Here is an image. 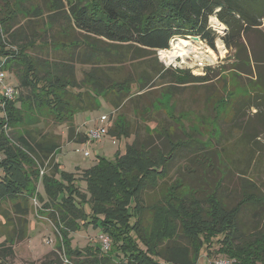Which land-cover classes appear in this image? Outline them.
Masks as SVG:
<instances>
[{
    "label": "trees",
    "instance_id": "trees-1",
    "mask_svg": "<svg viewBox=\"0 0 264 264\" xmlns=\"http://www.w3.org/2000/svg\"><path fill=\"white\" fill-rule=\"evenodd\" d=\"M4 5L7 15L0 13V65L10 66L12 71L18 68V86H12L15 99L5 101V106L0 98V213L4 202L13 201L12 218L1 214L11 222V232L6 240L10 246L0 244V264L13 255L17 241L27 237L31 200L42 204L39 212L48 213L61 238V263L199 264L204 250L209 253L217 239L221 244L218 254L230 264H264V234L257 231L245 235L239 223L243 207L263 205L264 197L244 192L230 208L215 190L208 196H199V191L191 187L186 190L183 183L176 182L160 200L146 205V190L157 188L158 182L168 177L171 163L185 147L179 139H172L169 128L160 126L169 144V150L164 152L153 148L140 130L132 132L124 116L118 117L109 134L116 139L134 135V142L115 161L101 157L83 173L85 193L75 175L63 172L55 160L62 148L61 136L32 128L39 121L32 127L25 125L22 115L25 108L32 114L45 113L47 120L68 126L70 142L80 143H86L87 136L77 131L75 116L100 110L102 101L114 109L130 102L137 115H149L167 97L174 99L178 88L212 79L211 68L205 76L195 77L188 71L167 68L158 57L159 51L170 49L175 38L200 37L215 50L217 36L208 26L212 17L226 26L227 33L221 39L234 52L237 70L254 75L258 90L248 98L256 114L264 113V38L259 35V28L264 26V0H53L50 17H63L70 27L95 40L94 46L88 40L84 42L91 53L76 52L82 47L76 40L53 46L55 51L67 53L66 62L28 56V48L34 43L15 39V12L10 5ZM34 15L44 14L37 8ZM123 61H143L150 70H143L139 77L130 74L117 80V64ZM76 65L89 67L81 72V80ZM168 79L160 97L150 100L149 105L139 104L150 95L156 80ZM171 115L178 124L179 117ZM261 123L264 125V119ZM19 125L17 140H11L5 129L13 130ZM261 141L260 136H254L255 145ZM40 185L45 197L39 193ZM247 187L257 188L251 182ZM146 212L153 213L149 230L144 225ZM164 213L167 217L158 228ZM173 224L183 228L184 237L175 239L170 232ZM90 227L108 238L106 250L99 245L73 247L71 234Z\"/></svg>",
    "mask_w": 264,
    "mask_h": 264
},
{
    "label": "rangeland",
    "instance_id": "rangeland-1",
    "mask_svg": "<svg viewBox=\"0 0 264 264\" xmlns=\"http://www.w3.org/2000/svg\"><path fill=\"white\" fill-rule=\"evenodd\" d=\"M52 3L53 0H0V13L7 15V11H4V4L10 5L11 10L15 12L16 19L12 30L17 33L15 39L19 42L25 39L26 42L34 43L28 48V56H35L42 60L66 62L68 61L67 53L62 50L55 51L54 47L64 43L67 45L72 40L82 43V47L75 49L76 52L91 53V49L84 45V42L88 40V43L94 46V38H86L82 33L70 27L63 17L55 19L50 17L49 10ZM37 8H40L44 15L35 16ZM208 26L217 36L215 50L204 42L199 47L201 49L198 50L201 52L187 54L184 58H177L172 63L160 56L159 59L167 68L188 71L195 77L205 76V71L211 68L214 70L211 80L205 83H191L178 88L174 99L171 100L167 97L163 101V105H156L155 110L149 115L144 116L142 113L137 115L134 104L130 102L125 103L119 109H114L102 101L100 110L81 112L75 116L74 123L77 131L84 134H87L89 129L96 127L99 123L98 119L102 116L110 118L109 131L118 117L124 116L131 125V131L136 133L140 130L141 136L146 134V140L152 143L153 148L162 149L164 152L169 150L168 141L162 136L161 125L163 128L170 129L173 134L172 139H179L184 143L185 147L178 152L169 167L168 177L161 179L157 188L146 190L144 194L146 205L160 200L162 193L176 182L183 183L186 190L191 187L194 191H199V196H208L215 190L230 208L242 199L244 192L264 197V125L261 123L264 113L255 114L257 110L255 111L248 98L258 90L255 77L248 72L241 73L235 67L234 52L228 50L221 39L227 33L226 26L224 25V31L215 29L211 25V18L208 21ZM259 33H262L259 35L264 38V26L259 28ZM254 35L256 36V33ZM180 40L186 39L180 38ZM174 44L176 43L170 45L169 50L174 48ZM102 46L107 47L105 44ZM65 50L70 49L65 47ZM142 62L123 61L117 64L115 78L123 80L130 74L139 77L143 70L149 71L150 67ZM201 62L204 64L203 67L199 66ZM4 65L1 63L0 67L6 73V84L13 87L18 86L16 74L18 68L15 67L12 71V67H4ZM76 67L78 80H81V72L89 70V67L81 65H76ZM168 81L170 82V79L156 80L150 95L143 98L139 104H148L150 100L152 102L160 97V93L166 89L165 83ZM16 90L19 92L18 89ZM136 90L137 87H134V91ZM173 113L175 118L179 117L178 124L171 117ZM22 115L25 125L32 127L33 123L39 121V124L36 127V124H33L32 128H40L43 132H52L61 136L62 148L55 160L60 164L63 172L75 175L77 185L85 193L87 184L83 180V173L94 167L101 157L115 161L116 156L119 153L124 154L127 145L133 144L135 139L134 135L130 138L116 139L108 134L101 140L89 143L70 142L66 124L57 125L53 120H47L45 113L32 114L27 108L22 111ZM20 126L13 130L6 128V135L16 141ZM145 127H147L148 133H145ZM147 134L150 137H147ZM255 135L260 136L262 140L258 145L253 142ZM86 152H89V157L85 156ZM24 164H26L25 161L23 163L25 169ZM250 182L256 184L255 190L247 187ZM38 189L40 195L45 197L41 185ZM12 204V199H8L2 204L0 213V244L3 243L7 246H10L6 240L11 232V222L6 221L1 214L12 218ZM30 205L31 211L26 219L27 237L22 241H17L13 246V255L8 257L5 262L3 261V264H72L68 261L61 263V259L64 258L63 252L58 249L61 238L50 221L48 213L39 212L42 204L31 200ZM144 216L145 229L149 230L153 222V213L146 212ZM162 216L161 223L157 225L158 228H162L163 218H166L167 214L164 213ZM239 223L241 231L245 235L257 231L264 234V204L244 206ZM170 232H173L175 239L184 237L181 226L173 224L170 226ZM71 237L73 247L85 249L89 246L99 245L104 250L107 249L105 243L107 238L100 230L90 227L72 233ZM220 248L221 244L216 239L215 245L209 253L204 250L203 260L199 261V264H230L225 257L218 254Z\"/></svg>",
    "mask_w": 264,
    "mask_h": 264
},
{
    "label": "built area",
    "instance_id": "built-area-1",
    "mask_svg": "<svg viewBox=\"0 0 264 264\" xmlns=\"http://www.w3.org/2000/svg\"><path fill=\"white\" fill-rule=\"evenodd\" d=\"M191 38H193V37H188L186 40L188 42H190L192 46L200 47L201 44L204 43L200 37H198L199 38L198 42L192 40ZM178 41H180V38L172 39L170 42V45L172 43H177ZM170 48H171V46H170ZM163 52H166V51L165 50L159 51L158 57L160 56V57H162V59L165 60V58H163V55H162ZM175 59H177V58H175ZM170 63H172V62H170ZM199 66L203 67L204 64L201 62L199 64ZM205 75H206V71H205ZM6 77H7L6 73L0 67V91H1L2 98L4 100V103L2 104V106H5V101H12L15 99V96H16L15 89L12 86H9L6 84ZM98 121H99L98 125L94 128L89 129V131L87 132V134H86L87 143L93 142L96 140H101L102 138H104L105 136H107L109 134V128L111 126L110 125V118L107 116H102L98 119ZM85 156L89 157L90 156L89 152H86ZM43 174H44V172H41V175H43ZM105 243L107 245L106 248H108L109 247L108 238L105 240Z\"/></svg>",
    "mask_w": 264,
    "mask_h": 264
},
{
    "label": "bare ground",
    "instance_id": "bare-ground-1",
    "mask_svg": "<svg viewBox=\"0 0 264 264\" xmlns=\"http://www.w3.org/2000/svg\"><path fill=\"white\" fill-rule=\"evenodd\" d=\"M211 25L219 31H224V25L221 24L217 18L214 17L211 18ZM200 49L199 47L192 46L191 43L186 40H180L176 44H174V48L172 50L163 52L162 55L163 58L167 60V62L168 61L173 62L175 58H181V57L184 58L187 54L201 52L198 51Z\"/></svg>",
    "mask_w": 264,
    "mask_h": 264
},
{
    "label": "water",
    "instance_id": "water-1",
    "mask_svg": "<svg viewBox=\"0 0 264 264\" xmlns=\"http://www.w3.org/2000/svg\"><path fill=\"white\" fill-rule=\"evenodd\" d=\"M192 40H194V41H199V38L198 37H193V38H191Z\"/></svg>",
    "mask_w": 264,
    "mask_h": 264
},
{
    "label": "crops",
    "instance_id": "crops-1",
    "mask_svg": "<svg viewBox=\"0 0 264 264\" xmlns=\"http://www.w3.org/2000/svg\"><path fill=\"white\" fill-rule=\"evenodd\" d=\"M262 27H263V26H262ZM255 111H256V109H255ZM256 113H257V111H256ZM256 113H255V114H256ZM78 130H79V127H78ZM79 131H80V130H79Z\"/></svg>",
    "mask_w": 264,
    "mask_h": 264
}]
</instances>
